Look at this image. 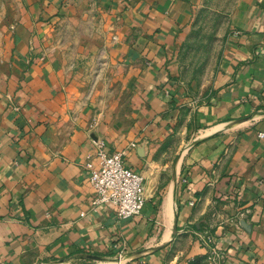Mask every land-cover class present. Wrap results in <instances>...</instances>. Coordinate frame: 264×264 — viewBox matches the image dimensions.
<instances>
[{
	"label": "crops",
	"instance_id": "0c3cea01",
	"mask_svg": "<svg viewBox=\"0 0 264 264\" xmlns=\"http://www.w3.org/2000/svg\"><path fill=\"white\" fill-rule=\"evenodd\" d=\"M207 1L99 0L89 17L16 0L0 28V264H172L197 232L225 264H264V0H236L219 71L190 86ZM100 142L144 174L140 216L94 205Z\"/></svg>",
	"mask_w": 264,
	"mask_h": 264
},
{
	"label": "rangeland",
	"instance_id": "374dc122",
	"mask_svg": "<svg viewBox=\"0 0 264 264\" xmlns=\"http://www.w3.org/2000/svg\"><path fill=\"white\" fill-rule=\"evenodd\" d=\"M61 2L74 12L89 17H93L99 4V0H61ZM16 6V0H0V28L4 22L10 18L13 19L14 12L19 9ZM235 6L236 0H208L199 9L193 32L184 46L185 76L187 82H190V86L195 81L200 87L205 86L219 71L227 35H230L234 30L231 14ZM79 27L82 28V24ZM89 28L92 26L90 25ZM158 195L157 201L159 202L162 196ZM159 205L158 203V207ZM155 214L157 215V212ZM196 241L195 244L182 240L179 246L182 250L181 254L176 255L172 264H225V255L219 248L216 239L215 243L209 244Z\"/></svg>",
	"mask_w": 264,
	"mask_h": 264
},
{
	"label": "built area",
	"instance_id": "2783aa9c",
	"mask_svg": "<svg viewBox=\"0 0 264 264\" xmlns=\"http://www.w3.org/2000/svg\"><path fill=\"white\" fill-rule=\"evenodd\" d=\"M96 156L98 167L89 165V180L95 190L94 205L109 206L120 221L140 216L148 201L144 174L126 165L124 153H111L102 142ZM197 235L205 244L215 243L211 234L197 232Z\"/></svg>",
	"mask_w": 264,
	"mask_h": 264
},
{
	"label": "bare ground",
	"instance_id": "6f19581e",
	"mask_svg": "<svg viewBox=\"0 0 264 264\" xmlns=\"http://www.w3.org/2000/svg\"><path fill=\"white\" fill-rule=\"evenodd\" d=\"M173 205L172 204H170V208H171V210L173 211ZM172 214V213H171ZM122 261H124V259L123 258H118V259H110L109 261H108V264H119V263H121Z\"/></svg>",
	"mask_w": 264,
	"mask_h": 264
},
{
	"label": "trees",
	"instance_id": "16d2710c",
	"mask_svg": "<svg viewBox=\"0 0 264 264\" xmlns=\"http://www.w3.org/2000/svg\"><path fill=\"white\" fill-rule=\"evenodd\" d=\"M109 255H115V253H114V252H112V253H110Z\"/></svg>",
	"mask_w": 264,
	"mask_h": 264
}]
</instances>
